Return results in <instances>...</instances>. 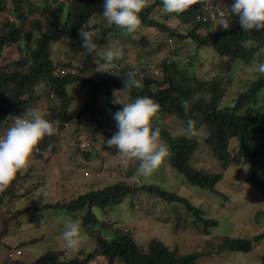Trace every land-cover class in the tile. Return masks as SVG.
Returning a JSON list of instances; mask_svg holds the SVG:
<instances>
[{"label": "rangeland", "instance_id": "1", "mask_svg": "<svg viewBox=\"0 0 264 264\" xmlns=\"http://www.w3.org/2000/svg\"><path fill=\"white\" fill-rule=\"evenodd\" d=\"M70 1L72 0H63L66 4ZM1 2L0 34L10 28L12 21L20 25L21 32L18 40L5 45L0 59V71L28 72L32 64L33 47L32 44L27 45L24 33L31 28V18L25 16L23 20L18 21L13 2L11 0ZM56 2V0H23L22 8H30V6L37 8L33 10L35 13L33 14L39 16L46 4L54 6ZM96 2L98 10L89 17L84 27L91 25L97 36H101L103 31H108V42L99 50L115 46L121 48V56L114 59L111 67V69H117L116 72L124 70L127 74L133 69L137 70L134 73H143L142 75L145 76L152 72L155 69L154 65H158L165 57L166 50L174 48L175 43L166 44L169 33L161 28L138 26L134 33L128 34L119 27L108 24L100 15L103 10V0ZM151 3L152 0L146 1L145 5ZM231 3L232 0H224L225 6H230ZM151 16L160 22H166L171 28L178 29L182 33L192 28L191 23L183 22L181 18L171 13H164L162 8L154 9ZM207 30L200 29L204 34ZM181 41L178 51L174 49L173 59L183 72H178V75L186 76L187 80L182 79L179 83L191 87L190 91L193 92L196 80H201L203 89L196 93L197 97H202L207 102L214 100L212 89L215 81L221 88L220 92L223 93L218 100L219 104H230L238 91L247 89L255 80V65L258 61L254 58L251 62L238 61L232 65L229 72L226 58L216 53L213 47L199 46L190 37ZM243 43L246 48H252L256 44L252 40H246ZM50 53L56 64V73H61L60 65H65L63 63L67 62L72 65L71 70L89 78H94L102 72L100 71L102 65L94 59L86 60L88 52L85 48L73 50L69 39L64 36L51 43ZM193 55H196L195 59L191 58ZM95 60L98 61L99 58L96 57ZM83 66L86 67L85 72H82ZM4 84L2 91L17 88L13 82ZM85 84L82 81L68 85L71 96L70 122L63 127H59L60 124L56 122L57 131L48 137L52 143L46 146L47 152L33 153L30 162L20 171V178L15 185L17 195L5 196L0 203V232L7 225V231L2 233L1 245L6 247L10 245L12 248L18 245L22 248L21 259L25 264L37 259L48 250H55L61 258L73 257L79 253L80 249L88 253L94 249L96 242L81 224L82 240L75 251L66 246L61 235L63 221L70 218L79 219L80 214L74 217L63 209H39L44 203L58 199H71L86 189L103 187L115 182L160 185L167 191L187 197L195 205L202 204L206 209V215L217 218L219 221V225L212 227L210 234H206L202 230V223L196 221L184 207L167 204L148 192L130 194L121 203L108 205V216H105L100 209L95 210L101 220L105 216L103 220L112 222V225L132 229L140 244L146 245L149 239L156 237L171 248H177L181 252H191L213 247L217 243L212 239L214 234L253 237L264 231V212L258 214L264 211V200L261 191L246 180L250 167L242 154L224 168L211 147L205 143L206 125H201L196 131L200 142L199 148L192 155L191 164L197 169L223 173V178L216 187L227 197L191 184L181 171L170 165L167 157L150 176L143 177L137 172L138 160L125 158L116 152L114 147L109 148L105 144L106 139L109 138L106 132L114 133L117 129L115 120L109 117L113 116L114 112L107 108V96L102 88L96 104L98 109L96 113L104 120H97L88 113L78 114L85 106V102H88L89 96L93 94V85L85 88ZM32 88V94L24 96L28 102L26 106L37 107L46 118L52 120L49 105L58 106V99L49 80L42 76ZM114 93L116 100L130 102L134 99L127 88L118 90L113 88ZM263 105L264 91L262 90L257 106L263 107ZM154 122L165 126L173 134L187 135L183 130V122L177 115L164 113L160 109ZM87 141H90L91 149L96 150L92 160H87L83 153L82 145L85 146L83 143ZM231 146L236 148L235 140L231 141ZM15 208L20 211L18 212ZM26 208H31L33 212H27ZM106 222L95 227L102 228L104 236L110 231V228L105 226ZM263 252L264 237L254 242L252 250L248 252H223L204 256L199 262L200 264H260ZM1 259H4V255ZM119 261L117 259L114 264H120ZM98 262L107 264L106 259ZM1 264L9 263L3 260Z\"/></svg>", "mask_w": 264, "mask_h": 264}, {"label": "trees", "instance_id": "2", "mask_svg": "<svg viewBox=\"0 0 264 264\" xmlns=\"http://www.w3.org/2000/svg\"><path fill=\"white\" fill-rule=\"evenodd\" d=\"M1 1L0 7L2 6ZM11 1L15 12H17L18 21L23 20L22 18H25V16L31 18V28L25 31L24 39L27 45L32 44L33 48L31 52L32 64L28 72L18 70L0 71V116L4 117L1 120V122L4 121V126L7 127L12 122L13 115L24 110L28 103L24 96L32 94L33 84L42 76L49 80L58 99V106H49L50 117L60 124L59 127L65 126L71 119L69 84L83 81L86 84L89 83L90 86L93 85V94L89 96L88 102H85V106L78 113L79 115L88 113L97 120H104L96 113L98 110L96 104L101 88L107 96L106 103L110 111L115 112L122 107L121 104L114 103L113 88L118 90L125 87L124 79L127 74L124 70L116 72L117 69L110 68L106 70L112 72L102 71L96 76L98 78H89L71 70L72 65L67 62L63 63L65 65H60L59 71L62 68L68 69L65 74H61L55 72L56 64L51 58V43L63 36L69 39L73 50L83 49L79 29L84 26L93 13L97 12V0H72L69 4L64 3L63 0H56L54 6L46 4L39 16H34L33 10L37 8L32 6L22 8L24 7L23 0ZM156 8H161V0H152L150 5L144 6L140 12L141 23L139 26L161 28L169 33L168 37L172 38V42L169 44L167 37L166 44L172 45L175 43L172 50H166V53L171 52V59L163 57L158 64V73L152 71L145 76L142 75L143 73H134L135 77L141 81L142 86L127 89L130 90L133 98L145 95L154 97L159 102L162 112L177 115L182 122L189 118L194 121V134L191 136L173 134L165 126L154 122L161 129V139L170 147V155L167 157L170 165L181 171L191 184L227 197L224 192L219 191L216 187L217 183L223 178V173L197 169L191 164L192 155L199 148L200 142L196 131L201 125H206L205 143L211 147L216 158L220 160L224 168H227L232 161L242 154L250 167L246 180L261 191L264 200V105L263 107L257 106L260 91H264V73L256 71V78L247 89L238 91L232 103L220 105L218 100L221 99L223 93L220 92L221 88L215 81L212 89L214 100L207 102L202 97H197L196 93L203 89V82L196 80L193 92L190 91L191 87L181 85L179 81L182 79L187 80V77L178 75V72H183L177 67V62L173 59L174 49L178 51L181 40L190 37L199 46L213 47L216 53L222 57L224 56L229 72L232 65L238 61L251 62L253 58L258 62L264 61V29H253L245 32L239 25L238 17H231L227 9H225V19L231 23V27L228 29L220 26V21L203 20L201 15L205 14L207 1L196 0L184 12L171 13V15L181 18L183 22L192 24V28L188 32L182 33L178 29L171 28L166 22H160L153 18L151 14ZM19 26L18 23L12 21L10 28L0 34V59L5 45L19 39L21 32ZM202 28L208 29L207 33L201 32L200 29ZM92 29L94 42L100 49L108 42V31H103L101 36H97L94 33V28ZM246 40L255 41L256 44L252 48H246L243 43ZM191 58L195 59L196 55L191 56ZM93 59L94 54L88 53L86 60ZM85 71L86 67L83 66L82 72ZM130 71L137 72L133 69ZM8 82L16 84V90L2 91L5 86L4 83ZM182 102L187 103V112H185ZM109 117L113 118V116ZM112 134L106 132L107 137H111ZM48 137L45 136L37 146L40 150H44L48 144L52 143ZM232 140H235V149L231 146ZM82 149L86 159L92 160L96 150L91 149L90 141L86 146L82 145ZM19 178L20 172L17 173L8 187L1 190L0 203H2L5 196L14 197L17 195L15 192L17 186L15 185ZM139 192L153 193L154 196L167 204L184 207L196 221L202 223V230L206 234H210L212 227L219 225L217 218L206 215V209L202 204L195 205L187 197L176 192L167 191L160 185H132L126 182L110 183L103 187L86 189V191L71 199H58L54 202L44 203L39 209H63L74 217L80 214V224L92 240L96 242L93 250L85 253L84 249L83 251L80 249L78 254L70 258H61L55 250H48L28 264H105L98 262L102 259H106L107 264H114L117 259L120 260V264H200L199 260L204 256L223 252H248L252 250L254 242L264 237V231L253 237L214 234L212 239L217 243L213 247L191 252H181L177 248H171L167 243L156 237L149 239L146 245L140 244L134 235V231L129 227L122 228L112 225V222L103 220L109 214L108 205L119 204L128 195ZM175 202L181 203L183 206ZM96 209H100L105 215L102 219L103 222L98 217ZM15 210L20 211L16 208ZM26 210L27 212H33L31 208H26ZM263 212L260 211L258 214ZM104 222H106L105 226L108 229L110 228L106 236L103 235L102 228H95L98 224ZM6 229L7 225H5L3 231L6 232ZM3 231L0 232V243ZM17 247L19 246L17 245ZM10 248H12L10 245L6 247L0 244V258L4 255V259L0 260V264L3 260L9 264H25L21 259L22 256L16 258L8 256L7 250ZM260 264H264V252L261 255Z\"/></svg>", "mask_w": 264, "mask_h": 264}, {"label": "clouds", "instance_id": "3", "mask_svg": "<svg viewBox=\"0 0 264 264\" xmlns=\"http://www.w3.org/2000/svg\"><path fill=\"white\" fill-rule=\"evenodd\" d=\"M206 1L207 9L205 14L201 15L203 20L210 12L208 5L212 3L218 12H224V16L221 19L209 20L220 21L219 25L225 29L231 27V23L225 19V9L229 10L231 17H238L239 25L245 32L264 28V0H232L230 6H225L224 0ZM195 2L196 0H161V8L164 13L179 14ZM144 6L145 0H103L100 15L108 24L132 34L141 23L140 12ZM201 6L203 7L202 3ZM79 37L81 47L94 54V61L102 65L100 71L112 72L106 69H110L114 59L121 56V48L115 46L99 50L93 39L91 25L81 26ZM96 57L99 58L98 61L95 60ZM255 67L257 72L264 73V61L258 62ZM124 81V88L142 86L132 71L127 73ZM114 103L122 105L112 114L117 130L106 139L105 144L109 148L114 147L116 152L125 158L138 160L137 172L143 177H148L170 155V147L161 139V129L154 123L161 106L154 97L147 95L137 96L130 102L115 99ZM182 105L187 112V103L182 102ZM183 124L185 134H194L195 125L192 119H187ZM56 131V122L46 118L37 107L26 106L21 113L13 115L12 122L6 129L4 121L0 122V189L8 187L17 173L27 166L41 140L45 136H52ZM61 235L66 246L75 251L82 240L80 220L65 219ZM21 250L23 254V249Z\"/></svg>", "mask_w": 264, "mask_h": 264}, {"label": "built area", "instance_id": "4", "mask_svg": "<svg viewBox=\"0 0 264 264\" xmlns=\"http://www.w3.org/2000/svg\"><path fill=\"white\" fill-rule=\"evenodd\" d=\"M208 7H209V9H210V12H209V14H206L205 16H204V20H207V19H209V18H211V19H221L223 16H224V12L223 11H220V12H218L217 11V9L215 8V6L212 4V3H210L209 5H208ZM168 41H169V43L171 44V42H172V38L170 37V38H168ZM164 58H167V59H171V52L169 51V52H167L166 54H165V57ZM155 66V65H154ZM154 73H158V71H159V68H158V66L156 65L155 66V69L154 70H152ZM67 72V69L66 68H62L61 69V73H66ZM85 86V88H89L90 87V84L89 83H87V84H85L84 85ZM4 118V117H3ZM1 116H0V122H1V120L3 119ZM11 119H13V117L11 118ZM85 146L88 144V142H84L83 143ZM47 149L48 148H45L44 150H40L38 147H37V149L35 150V151H38V152H41L42 151V153H44V152H47ZM7 254H8V256L9 257H11V258H14V257H16V256H18V255H20V254H22V250H21V248H10V249H8L7 250Z\"/></svg>", "mask_w": 264, "mask_h": 264}]
</instances>
